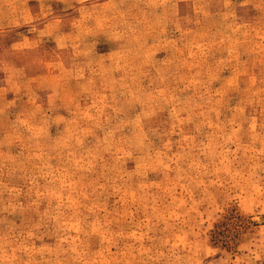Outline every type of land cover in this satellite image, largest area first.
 Segmentation results:
<instances>
[{
  "label": "rangeland",
  "instance_id": "374dc122",
  "mask_svg": "<svg viewBox=\"0 0 264 264\" xmlns=\"http://www.w3.org/2000/svg\"><path fill=\"white\" fill-rule=\"evenodd\" d=\"M0 264H264V0H0Z\"/></svg>",
  "mask_w": 264,
  "mask_h": 264
}]
</instances>
